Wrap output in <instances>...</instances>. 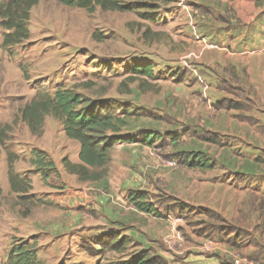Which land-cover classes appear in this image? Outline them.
Returning a JSON list of instances; mask_svg holds the SVG:
<instances>
[{
  "label": "crops",
  "instance_id": "0c3cea01",
  "mask_svg": "<svg viewBox=\"0 0 264 264\" xmlns=\"http://www.w3.org/2000/svg\"><path fill=\"white\" fill-rule=\"evenodd\" d=\"M166 5L161 18H157L161 22L152 28L156 46L150 63L154 76L143 77L152 82L159 80L161 90L136 95L135 103L131 100L132 110L140 113H132L134 118L127 120L119 135L133 141L113 143L106 175L96 181H79L76 175L59 170L63 185L52 187L41 184L40 172L30 169L23 173L34 181L33 193L45 195L46 203H50V207L44 204L48 209L41 215L43 223L35 221L44 224L39 232V247L49 252L41 258L36 245L35 254L41 264L101 263V256H89L81 249V241H104L108 236L113 241L125 238L130 242L123 253L92 244L97 254L115 255L104 261L109 264H132V257L137 254H144V259L151 260L149 264H236L235 260H239L237 264H264V206L257 214L263 242L245 248L230 242L228 245L226 236L216 240L219 236L210 233L211 225L183 214L190 207H209L210 199L229 201L218 192L222 181L214 182L212 190L206 188L211 177H217L219 161L199 149L201 145L226 144L221 131L229 133L234 125L256 127L264 138V123L252 114L255 102L264 103V0H171ZM161 64L180 67L185 73L159 78L156 71ZM219 82L224 87L219 88ZM223 89L238 110H228L226 102L216 103ZM165 112L177 119L178 127L191 130L179 134L180 139H196V151L213 163L211 168H188L179 161L176 151L180 149L143 137L144 133L164 129L150 118ZM49 122L53 126L57 121L52 118ZM40 140L59 169L63 157L80 163L79 143L68 139L61 125L45 127ZM256 162L264 163V158L258 156ZM204 171L210 174L209 180L203 178ZM7 183V176L0 180L2 188ZM131 189L146 193L159 215L131 205ZM195 209L193 212L200 214ZM242 209L239 218L255 217L251 207L246 209L243 205ZM240 220L246 225V219ZM31 228L37 226L31 224L29 231ZM27 235L38 234L32 231Z\"/></svg>",
  "mask_w": 264,
  "mask_h": 264
},
{
  "label": "rangeland",
  "instance_id": "374dc122",
  "mask_svg": "<svg viewBox=\"0 0 264 264\" xmlns=\"http://www.w3.org/2000/svg\"><path fill=\"white\" fill-rule=\"evenodd\" d=\"M166 6L159 5L155 11L144 9L132 12L104 11L97 7L89 11L65 6L55 0H38L30 10L28 38L19 44L7 47L2 45L4 30L0 25V180L8 177L7 166L8 160H10L14 172L21 177L29 178L28 174L24 175L23 173L31 169L34 172H40L42 185L52 187L63 185V178H60L59 170L62 172L66 170H64L62 162V168L59 169V164L55 163L50 154L43 150L41 136H33L20 118L21 108L38 91H46L53 95L59 86H72L79 82L93 81L94 87L76 91L90 99H103L108 102L107 106L117 108V110L125 109V111H133L134 114L140 113L139 111L135 112V109L132 110L131 100L135 103L134 96L144 95L146 91L159 93L160 82L157 79L152 82V79L147 80L133 74L132 69L134 65L139 68L141 64H147L152 68L150 59L153 58L151 55L155 53L156 46L152 42V28L161 22V19L157 18H161ZM142 13H145V18H148L149 21L141 17ZM148 27L149 31L146 36H143L144 30ZM158 38L161 37L158 36ZM152 72L155 71L152 70ZM156 73L159 78L162 75L179 77L185 73V70L161 64ZM209 75L212 76V74ZM131 76L136 79L134 83L128 81ZM143 79L147 80L145 81L147 87L143 85L140 88L139 85L144 81ZM125 83L127 85L123 87L122 84ZM218 85L219 88L224 87L222 82H219ZM211 94H213L212 89L210 90ZM254 98L257 100V95ZM215 100L216 103L226 102L228 110L229 107L239 109L231 103L224 89ZM243 101L245 100L243 99ZM252 114L263 124L264 103L255 102ZM131 115L127 120L134 118ZM140 117L142 116L140 115ZM50 119H52L51 116L45 117L44 128H60V124L57 122L52 126L49 122ZM150 120L158 123L164 129L146 133L147 139L157 140L163 146L171 145L175 149H180L176 153L188 155L189 159L193 153L198 152L194 147L198 142L196 139L195 141L190 137L180 139L181 135L179 134H187L191 130L185 126L178 127L175 124L177 119L174 116L168 112L156 113L151 116ZM224 124L227 123L224 122ZM169 126L173 127L169 128ZM231 127L229 133L221 131L226 144L222 146L201 145L199 147L211 159L219 161V164L216 165L215 174L217 177H211V183L206 188L212 190L213 186L211 185L214 182L222 181L218 192L223 193L221 198H227L229 201L221 202L210 199L209 207L188 206L190 210L183 211V214L186 215V218L192 217V220L203 221L211 225L210 233L219 236L215 238L216 240L226 236L228 245L233 243L240 248L249 245L258 246L260 241L263 242L260 239L257 214H260L259 209L264 206V202H262L264 201V163L256 162V165L255 159L258 156L264 158V138L256 127L246 124ZM191 133L199 134L198 132ZM47 149L51 151L53 148L49 146ZM33 150L44 152L47 155L46 160L50 159L53 162L52 167H45L43 170L46 177L44 180L41 171H38L30 162ZM204 172L203 178L209 180L210 174ZM61 174L63 175V173ZM67 174L69 173L67 172ZM223 177L224 179H222ZM29 179L31 180V189L26 194L13 192L8 183L4 184V188L0 184L2 188L0 196V264H8L10 251L15 250L20 244L34 243V246L32 245L34 254L36 245H38V253L41 258L49 253L47 248L39 247V242L41 243L39 232L44 226V224H40L43 223L44 218L41 215H43L44 209L50 207V203H46L48 199L45 195L40 196L33 193L34 181ZM39 180L37 181L38 185H40ZM44 204L48 207H44ZM243 205H246V209L251 207V212L255 217L252 219L249 217L239 218ZM196 207L200 214L193 212L196 211ZM240 219H246V225H242ZM31 224L36 225L37 229L31 228L29 231L28 228ZM32 231H36L39 236L27 235ZM93 243V241L86 242V246L92 249L91 244ZM256 248L259 250L258 247ZM119 253H123V251ZM94 255L95 257L101 256L105 262L115 256L107 252ZM35 258L37 260V255ZM104 261L101 263L97 261V264H109Z\"/></svg>",
  "mask_w": 264,
  "mask_h": 264
},
{
  "label": "trees",
  "instance_id": "16d2710c",
  "mask_svg": "<svg viewBox=\"0 0 264 264\" xmlns=\"http://www.w3.org/2000/svg\"><path fill=\"white\" fill-rule=\"evenodd\" d=\"M56 2L84 10H93L96 7L104 11L132 12L139 9L155 11L159 5H166L171 0H55ZM38 0H0V25L4 30L3 46H13L26 40L29 36L28 21L31 8ZM143 19L145 13L141 14ZM149 27L143 32L146 36ZM96 37V36H93ZM133 74L140 77L152 78V68L147 64L139 65V68L132 69ZM139 85L140 88L147 87L145 79ZM129 82L136 79L131 76ZM93 81L79 82L72 86H59L53 95L46 91H38L20 110V118L28 127L29 132L36 137L42 136L44 132V119L46 116L54 118L61 126L65 136L70 140L79 143L78 157L80 163H73L67 157H63L62 164L69 174L77 176L79 181H96L107 173V166L110 161L112 145L117 140L127 142L133 141L130 137H122L119 133L126 126L127 118L132 112L125 109L112 108L107 106L108 102L103 99H90L77 89H90L94 87ZM123 87L125 84H122ZM124 108V107H120ZM121 111V112H118ZM146 134H143L145 137ZM144 141V140H143ZM187 155V154H186ZM179 161L188 168L209 169L213 163L201 152H195L189 159L188 155L178 154ZM47 159L44 152L33 150L30 162L38 171H41L43 180L45 167H52L53 162ZM8 181L10 188L15 193L26 194L31 189V180L25 176L21 177L14 172L11 161L8 160ZM2 189L0 187V196ZM128 202L137 209L159 215L150 203L146 193L137 190H130ZM104 240V239H103ZM93 241V244L102 245V249L124 251L129 240L120 238L113 241L112 236L101 241L99 238L81 241V248L89 254H96L93 248H88L86 242ZM114 242V243H113ZM34 243L19 245L11 250L8 264H41L36 260L34 254ZM132 264H149L151 260L144 259V254H137L132 257ZM130 264V263H129Z\"/></svg>",
  "mask_w": 264,
  "mask_h": 264
},
{
  "label": "built area",
  "instance_id": "2783aa9c",
  "mask_svg": "<svg viewBox=\"0 0 264 264\" xmlns=\"http://www.w3.org/2000/svg\"><path fill=\"white\" fill-rule=\"evenodd\" d=\"M234 262L237 264V263H239V260H235ZM247 264H251V263H247Z\"/></svg>",
  "mask_w": 264,
  "mask_h": 264
}]
</instances>
